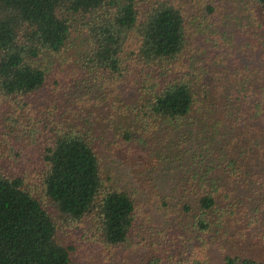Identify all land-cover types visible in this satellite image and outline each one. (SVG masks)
<instances>
[{"label":"trees","instance_id":"trees-1","mask_svg":"<svg viewBox=\"0 0 264 264\" xmlns=\"http://www.w3.org/2000/svg\"><path fill=\"white\" fill-rule=\"evenodd\" d=\"M248 1L264 13V0ZM65 15L82 19L87 68L77 87L106 81L111 94L122 95L133 80V89L143 85L135 105L112 101L115 117L107 125L131 143L151 136L162 171L156 189L108 187L99 154L105 127L67 109L34 121L50 122L42 125L50 200L75 219L96 211L105 247L121 248L151 197L160 205V234L144 264H264V20L244 14L206 58L189 45L185 13L173 3L143 11L136 0H0L6 96L25 105L27 96L40 97L48 84L45 57L68 49ZM147 71L150 79L143 78ZM54 221L22 176L0 174V264H70Z\"/></svg>","mask_w":264,"mask_h":264},{"label":"rangeland","instance_id":"rangeland-1","mask_svg":"<svg viewBox=\"0 0 264 264\" xmlns=\"http://www.w3.org/2000/svg\"><path fill=\"white\" fill-rule=\"evenodd\" d=\"M136 1L143 11L150 4L158 5L161 2L181 7L187 20L188 43L191 47L199 49V56L206 55V58L216 55V50L225 43L228 33L238 27L236 21L244 18V14L252 13L264 20L262 10L248 0ZM65 16L71 18L72 25L68 49L59 56L45 57L48 84L40 91V97H36L35 100L27 96L30 99L25 105L14 97L6 96L0 89V174L18 175L25 179L27 189L42 202L55 220L56 237L69 249L70 264H144L150 257L151 241L160 234L154 227L160 205L151 197H147L141 204L138 226L132 239L121 248H108L103 242L100 230L101 217L96 211L81 219H75L61 213L45 192L42 174L46 165L43 152L49 135L42 125L50 122L34 121L49 118V115L50 118L56 117L67 109H77L76 114L81 113L86 117V122H89L90 116L91 122H99L105 127L106 138L99 149V154L102 176L108 187H112L113 184L129 183L141 190L152 186L156 189L162 171L161 166L159 169L158 166H154L158 157L155 151L154 153L150 151L155 143L151 136H144L131 143L130 140H125L121 132L115 128L111 130L107 125H111L115 117V109L111 107L112 101H123V104L130 102L135 105L136 90H141L143 85L133 89L136 84L133 80L134 84L122 95L118 92L111 94L112 90L106 81L95 83L87 79L88 82L77 87L84 73L80 69L87 68L84 60L82 19L75 15ZM206 49H209V52ZM241 51L240 49L239 53ZM152 76L147 71L143 78L150 79ZM86 89L90 90V97L95 99L93 105L87 102L89 94ZM107 93L111 94V97L105 103ZM39 111L42 112L38 117ZM25 117L31 118L29 120L32 122H21ZM163 175L165 180L170 176L167 173ZM168 183L170 184L169 181Z\"/></svg>","mask_w":264,"mask_h":264}]
</instances>
